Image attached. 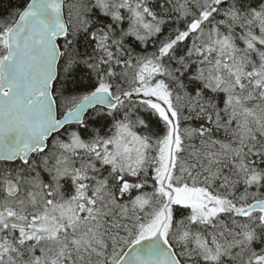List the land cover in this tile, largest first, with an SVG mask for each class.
Returning <instances> with one entry per match:
<instances>
[{
  "label": "snow or ice",
  "instance_id": "snow-or-ice-1",
  "mask_svg": "<svg viewBox=\"0 0 264 264\" xmlns=\"http://www.w3.org/2000/svg\"><path fill=\"white\" fill-rule=\"evenodd\" d=\"M0 264H264V0H0Z\"/></svg>",
  "mask_w": 264,
  "mask_h": 264
}]
</instances>
